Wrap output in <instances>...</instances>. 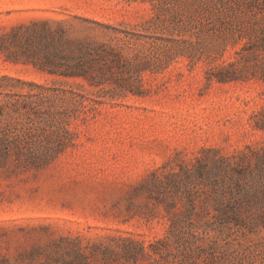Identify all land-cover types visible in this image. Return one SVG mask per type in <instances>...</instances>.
Wrapping results in <instances>:
<instances>
[{
    "label": "rangeland",
    "instance_id": "obj_1",
    "mask_svg": "<svg viewBox=\"0 0 264 264\" xmlns=\"http://www.w3.org/2000/svg\"><path fill=\"white\" fill-rule=\"evenodd\" d=\"M41 21L113 48L117 91L69 79L91 94L63 148L0 159V264H264V54L239 55L264 0H0V140L7 124L34 145L60 129L47 102L27 118L4 97L54 80L22 46ZM229 64L240 79L207 80Z\"/></svg>",
    "mask_w": 264,
    "mask_h": 264
},
{
    "label": "trees",
    "instance_id": "obj_2",
    "mask_svg": "<svg viewBox=\"0 0 264 264\" xmlns=\"http://www.w3.org/2000/svg\"><path fill=\"white\" fill-rule=\"evenodd\" d=\"M75 19L80 21V32L87 35L98 30L124 34V38H128L129 35V32L125 30H119L91 19L78 17ZM53 23L59 24L58 28L53 29L48 21H41L36 28L25 34L22 45L27 61L54 77L52 84L48 86L27 83L35 90L34 93L25 95L6 93L4 97L10 108L8 114L24 115L27 118L32 113L38 112L40 104L47 102L49 107L54 109L52 114L60 119V129H57L53 140H43L34 145L28 140V132L7 124L2 130L0 140L2 161H8L11 158L26 160L48 158L63 148L64 137L69 132L66 127L70 119L83 113L86 101L91 94V91H87L82 83H70L69 79L84 80L90 88H97L96 92L102 93V96L116 94L117 89L115 88L106 90V85L113 73L114 58L118 55L114 49L108 44L90 40L89 36L85 38L73 36L72 25L64 27L62 22ZM261 53L264 54V30L257 44L241 49L239 55L241 54V60H247ZM15 60L18 61V59ZM234 66V64H229L226 67L213 69L207 80H215L218 83L237 81L241 76L236 75L237 70ZM262 70L261 77L264 79V66ZM126 91L132 92L133 90L127 87ZM31 98H35V101H29ZM255 125L258 129L264 130V116L258 119Z\"/></svg>",
    "mask_w": 264,
    "mask_h": 264
}]
</instances>
